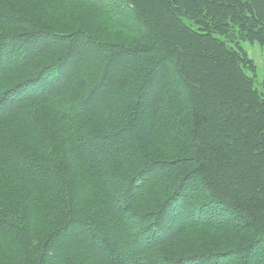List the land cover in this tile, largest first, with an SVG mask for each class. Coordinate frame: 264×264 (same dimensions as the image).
<instances>
[{
  "label": "trees",
  "instance_id": "trees-1",
  "mask_svg": "<svg viewBox=\"0 0 264 264\" xmlns=\"http://www.w3.org/2000/svg\"><path fill=\"white\" fill-rule=\"evenodd\" d=\"M78 1L100 9L123 28L127 25L112 9L92 0ZM119 5L124 9L130 5L129 17L138 27L153 26L151 34L140 33L131 46L82 39L86 51H101L94 60H103L102 74L84 94L78 95L79 88L70 91L69 98L75 100L64 107L57 102L64 97L65 76L80 69L75 64L80 35L15 29L24 19L0 14V27L16 30L0 32V91L5 89L0 94V125L7 124L4 131L0 127V236L19 230L21 237L12 233L10 241L16 254L17 243L29 248L20 254L27 264H73L84 259L72 254L71 249L78 251L76 245L48 256L54 241L68 243L64 234L75 223L84 238L80 243L96 253L98 264H130V260L131 264H221L226 257L235 258L230 264H264V90L248 74L254 64L239 43L244 39L264 43V0H126ZM65 36L67 42L50 45ZM34 49L41 52L30 54ZM21 56L23 61L18 60ZM10 61L16 63L6 65ZM89 70L85 81L94 73ZM172 71L176 76L170 79L182 90L190 89V95L179 90L178 97L167 96ZM29 72L34 74L24 79ZM120 80L128 87H114ZM165 87L163 93L154 92ZM25 90L33 95H22ZM142 98L154 100L157 110H145ZM119 103L124 107L123 122L117 118L122 107H114ZM72 107L81 109L69 113ZM151 112L152 128L142 137V116ZM94 116L97 122L90 121ZM130 132L134 134L125 136ZM121 136L126 141L115 145ZM154 143L168 149L170 157L149 158L145 149ZM66 150L84 174L85 189L101 198V217H96L97 204L88 215L91 218L85 217L86 206L75 209L74 195L81 185L59 171L68 168L62 162L65 158L57 155ZM182 161L189 165L181 166ZM54 187L61 191L60 202L46 210L55 214V221L58 217V228L45 240L32 241L25 234L27 212L14 206L26 208L32 202L24 188L42 192ZM190 187L200 192H190L186 202ZM202 213L231 215L243 223L231 227L220 222L217 227L232 228L226 240L233 242L230 247L165 259L159 247L174 235L203 225L192 221ZM128 216L119 234L107 235L106 230L117 229L116 222ZM130 240L135 247L124 249Z\"/></svg>",
  "mask_w": 264,
  "mask_h": 264
},
{
  "label": "rangeland",
  "instance_id": "rangeland-1",
  "mask_svg": "<svg viewBox=\"0 0 264 264\" xmlns=\"http://www.w3.org/2000/svg\"><path fill=\"white\" fill-rule=\"evenodd\" d=\"M88 1V0H84ZM95 4L98 6L105 7L107 9H112L114 13L116 14V18L122 22L126 23L125 27L118 25L117 23H114L110 20H108L105 15L101 12L100 9L96 7H90L88 5L80 4L78 0H0V14L1 15H8L13 14L14 16H17L19 18L24 19V24H19L20 30H28V29H42L47 30L52 33H62V34H71V33H78L80 36L79 38L81 40H78L79 47L77 48V52L75 54V64H77L78 67H80L77 74L68 73L67 76H65V89H64V97L60 99L57 103L64 107V104L67 103L68 100L71 103L75 100V98L70 97L69 93L70 91H75L79 88V93L84 94L86 92L87 86H90L89 84H93L94 81L98 76L102 74V69L104 62L101 59L94 60V57L99 58L100 52L96 51H86L85 45L83 43L84 38L88 37V40H94L97 42H110V43H116L124 46H131L138 42L140 33L147 32L148 34H151L150 31H152L153 26H149L146 28L138 27V25L135 23L133 17H129L131 11V6L127 5L126 9H124L120 3H126V0H121V2H115V3H109L106 0H92ZM130 10V11H128ZM129 13V14H128ZM114 14V16H115ZM27 21V24L25 22ZM14 27H6L2 28L0 27V32H12L16 31L13 30ZM52 37V36H51ZM54 38V37H53ZM68 36H65L64 38L59 39H51L50 37H46V40H52L54 41L50 45H56L60 41H63L64 43L68 41ZM240 46L242 49L248 54L249 58L253 61L254 64V70L248 69V74L254 78L256 86H258L259 89L264 90V43H260L258 41L253 40H240L239 41ZM58 47V46H57ZM84 47V49H83ZM87 47V46H86ZM41 52L40 49H34L33 52H29L30 54H37ZM50 55V54H49ZM102 57V56H101ZM53 58H56V56L50 57L47 60L51 61L54 60ZM18 60L23 61L24 57H20ZM42 62V61H40ZM16 63V61H10L6 65L12 66ZM37 69V68H36ZM35 69V70H36ZM93 70L94 73L92 76L89 77L85 81V74L87 70ZM114 69V67H113ZM34 70V72H35ZM89 70V73H90ZM88 73V71H87ZM34 73H27L24 75V79H27L29 77H32ZM130 74V73H129ZM176 76V72L172 71L169 75V78H174ZM166 79V78H165ZM167 79V80H168ZM167 80H165V84H168ZM174 81V83L172 82ZM16 82H19V79L12 81L10 84H14ZM124 86V89L128 87L129 83L124 80L118 81V84H116L117 89L119 86ZM169 89L170 92H166L172 97H178L177 93L179 90H182L181 84L177 83V81L170 79L169 80ZM172 86V87H171ZM181 87V88H180ZM6 89L8 86L5 87ZM165 88H159L154 90L156 93H163ZM0 91V94L4 91ZM115 89L112 88V91ZM102 91V88L100 89ZM118 91V90H117ZM116 91V92H117ZM183 94L190 95L192 91L190 89L182 90ZM123 90L117 92V94L122 93ZM165 93V95H166ZM33 95L30 90H25L22 95ZM116 94V95H117ZM156 95V94H155ZM111 96V95H109ZM187 96V95H186ZM30 97V96H29ZM142 104L145 110L147 111H156L157 106L156 102L148 101L147 98H142ZM120 102V101H119ZM115 108L120 109L121 113L119 114L118 121L121 120L123 122L125 118V112H123V105L122 103L116 104L114 106ZM114 108V109H115ZM81 107H72L69 110V113H77ZM153 112L144 114L142 116L143 126L140 131V136L144 137L148 135L150 129V121L153 118ZM20 115V113H19ZM98 118L97 116H94L90 121L97 122ZM140 120V121H141ZM7 124L0 125L2 127V131L6 130ZM8 128V127H7ZM1 131V132H2ZM134 133L130 132L126 134L125 136H132ZM247 135V134H246ZM248 138V137H246ZM126 137L121 136L119 141L115 145H123V143L126 141ZM249 139V138H248ZM259 149H261L262 146H257ZM145 151H148L150 153L149 158L152 160L155 159H161V157H170L169 156V150H164V147L159 146L158 144H152L150 148L145 149ZM92 153L96 154L97 156H100V154L96 153L95 151H92ZM58 156L62 155L60 159L62 160L65 158V160H62L63 163H66L68 168L67 169H61L60 167H57L55 163V159L53 161V166L60 171L66 173L68 176V179L72 177V180L75 185H81L79 188V192L76 193L74 196L76 198L75 202L78 205L75 207L76 210H82V206H86L89 210L88 214H85L87 218H91L88 215L92 214L95 211V205H98V216H102L103 214V207H101V198H97L95 194L89 193L85 189V179L83 178L84 174H81V170H77L73 163V157L69 153V151H64V154H57ZM181 166L187 167L189 163L187 161L180 162ZM61 166V163H59ZM52 166V167H53ZM53 168V169H55ZM63 175V174H62ZM193 182L197 184L196 181H199L197 178H194V176L191 177ZM177 181H175L174 184H176ZM119 187L123 186V182L118 183ZM236 186L233 187L234 190H236ZM45 191V192H44ZM197 191L200 192L197 187H190L188 189L189 196L186 199V202H189L191 199L190 192ZM24 194H30L32 197V202H27L28 206L25 208L22 205H15L14 207H17L18 209L24 210L27 212L25 216L23 217V221L25 224V234L26 236L30 237L33 240H45L46 237L56 228H58L57 220L55 221V214H53L49 209L53 204L57 205L60 202V196L61 191L57 189V187L36 191V189H30V188H24L23 190ZM188 204V203H187ZM114 206H118L117 203L114 204ZM138 211V210H136ZM186 212V210H185ZM187 213V212H186ZM214 214V213H213ZM83 215V214H82ZM130 217H125L121 222H116L117 229H110V231H107V235L114 236L119 234L122 231L123 225L126 223V221ZM188 218V217H185ZM190 219V218H188ZM191 220V219H190ZM194 222H201L203 225L200 226H194L192 228H188L187 231H183L180 234L174 235V237H171L170 243L162 244L161 247H159L158 251L162 256L165 257L167 260H176L174 258L176 257H182L186 256V253L188 252H198L197 250L200 249H206L211 248L214 251H223L227 250L228 247H230L231 244H228L226 240L231 235L230 232L232 231L233 225H238L241 227L243 223H240L239 221H233L231 218V215L227 216H209L207 213H202L200 215L194 216L192 219ZM224 223V225H228L231 227H220L221 223ZM235 223V224H234ZM97 225V224H96ZM223 225V224H222ZM96 227V226H95ZM107 229H109L107 227ZM130 230H132V227H129ZM12 233H16L18 237H21V234L19 230L16 231L14 228L13 231L7 235V236H0V264H27L25 259L20 256L21 252L28 250V247L23 246L20 243H17V251L18 253H14V249L11 245L10 238L15 236L12 235ZM78 232V225L75 223L73 224L69 231L64 234L66 238L68 239V243H64L62 241H54L51 246L48 253L49 257H56L57 254L60 252L66 251L67 247L72 248L73 246L78 249V251L72 250V254L78 255L81 254L82 256H85L84 259H78L73 264H98V260H95V255L89 245H84L80 243L84 238L81 234ZM173 234V232H172ZM171 234V235H172ZM130 237V236H129ZM76 240H79V243H76ZM234 245V244H233ZM135 247V244L130 240L123 246L124 249H129ZM264 255V251H263ZM92 258V259H91ZM234 258V257H233ZM235 259V258H234ZM233 260H230L226 258H222L223 263L221 264H230L231 262H234ZM132 261L130 260V264ZM156 263V262H155ZM34 264V263H33ZM220 264V263H218Z\"/></svg>",
  "mask_w": 264,
  "mask_h": 264
}]
</instances>
